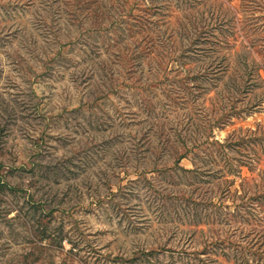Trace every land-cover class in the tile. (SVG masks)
I'll use <instances>...</instances> for the list:
<instances>
[{
  "label": "rangeland",
  "instance_id": "374dc122",
  "mask_svg": "<svg viewBox=\"0 0 264 264\" xmlns=\"http://www.w3.org/2000/svg\"><path fill=\"white\" fill-rule=\"evenodd\" d=\"M0 264H264V0H0Z\"/></svg>",
  "mask_w": 264,
  "mask_h": 264
}]
</instances>
